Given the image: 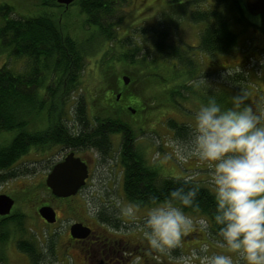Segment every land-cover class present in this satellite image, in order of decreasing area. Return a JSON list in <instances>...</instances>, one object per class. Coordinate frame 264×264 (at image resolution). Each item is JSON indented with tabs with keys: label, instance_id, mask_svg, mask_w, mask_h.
<instances>
[{
	"label": "trees",
	"instance_id": "trees-1",
	"mask_svg": "<svg viewBox=\"0 0 264 264\" xmlns=\"http://www.w3.org/2000/svg\"><path fill=\"white\" fill-rule=\"evenodd\" d=\"M37 1L40 2V10L29 16L20 12L15 4L0 3V136L11 134L9 141H0V179L6 178L4 171L13 168L26 154L33 150H45L58 142L91 146L105 158L112 150L111 137L120 135L126 198L141 207L163 201L171 189L183 183V177L161 176L159 166L150 162L144 148L136 143L140 137L138 132L141 135L144 133L143 127L138 125L137 131L136 125L122 115L125 112L132 113V116L149 112L151 108L163 104L164 100H170L175 108L185 111L186 104L183 102L189 96L193 103L199 104L200 96L207 100L215 96L219 103L222 99L228 102L235 92L210 89L208 93L199 94L196 91L200 62L195 59L194 53L191 54V50L211 56L232 54L241 42L240 33L235 28L255 25L250 19L251 15L241 0H214L213 8H201L199 2L204 0H169L191 22L202 24L198 48L193 45L189 49L188 45L184 48L182 43H170V29L160 28V23L158 28L154 27L151 37L145 38L147 27L140 30V36L146 39L145 47H153L152 53L157 55L150 58L151 52L140 54L139 47L135 46L142 42L134 41V44L131 37L121 36L125 17L123 7L130 0H75L71 4L84 16L83 33L80 34L73 33L67 23L70 15L67 9L71 4L66 6L57 0ZM58 9L67 18L63 24L56 13ZM260 17L264 22V16ZM136 29L139 30V27ZM25 57L28 60L25 70L13 65ZM90 57L95 59L99 70L106 69L107 72L111 69L115 73L114 84L106 89L107 83L104 81L110 80V73L107 77L106 73L99 76L101 83L92 94V107H97V111L89 116L95 124L88 135L71 136L65 124V105L72 91L79 87L81 71ZM118 66L125 70L115 72ZM168 73L173 75L170 77ZM124 74L130 77L128 84L122 79ZM119 93L121 96L117 98ZM251 102L247 98L246 103L254 109ZM77 103V120L88 121L86 111L84 114L87 101L81 96ZM229 105L231 102L226 107ZM169 125L178 138L189 137L187 124L170 119ZM10 173L15 175L13 170ZM199 185L196 197L198 207L185 206V212L195 223H201V220L208 223L207 227L201 224L207 239L214 236L221 242L218 227L213 221L216 203L214 191L207 185ZM116 215L109 214V218L116 219ZM106 217L103 212L97 213L100 222L107 221ZM23 223L24 215L20 212L11 213L8 217L0 216V245L3 244L1 241L9 240L14 230L22 231ZM119 224L120 220L115 226ZM54 246L52 237H46L44 244L30 239L18 242V248L27 254L30 264H45L44 252L54 253ZM172 251L176 256L183 253L179 246ZM0 260L3 261L1 255ZM156 261L150 262L149 259L146 264H167Z\"/></svg>",
	"mask_w": 264,
	"mask_h": 264
},
{
	"label": "rangeland",
	"instance_id": "rangeland-1",
	"mask_svg": "<svg viewBox=\"0 0 264 264\" xmlns=\"http://www.w3.org/2000/svg\"><path fill=\"white\" fill-rule=\"evenodd\" d=\"M3 2L15 4L17 9L27 16L40 10V2L37 0H0V3ZM213 2L214 0H204L199 4L201 8H213ZM75 7L74 4H71L67 9L70 12L67 23L73 33L80 34L83 33L84 16H81ZM123 10L125 17L121 36L131 37L133 43L134 41L142 42L141 45H135L139 47L140 54L151 52L150 58L157 56L152 53L153 47L152 49L145 47L146 39L140 36L142 34L140 30L147 27L148 34H145V38L151 37L154 33L153 30L158 28L160 23V28L169 27L171 33L168 41L170 43H182L184 48H187L188 45L189 49H192L191 46L193 45L194 48H198L202 24L191 22L189 17L185 13L181 14V9L177 10L169 0H130L123 7ZM60 11L61 9H58L56 13L58 16L60 15L63 24L67 18L65 19ZM250 19L255 25L236 26L235 29L240 33L241 42L239 48L232 54L211 56L201 52L197 53L194 51L195 49L191 50V54L194 53L195 59L200 62V72L197 74L200 78L197 82L196 91L199 94L208 93L210 89H214L215 92L219 90H221L219 92L225 90L235 93L244 92L247 93V98L252 101L255 110H264V22L260 16H251ZM138 27L139 30L136 29ZM13 65L20 70H25L28 67L27 57L18 59ZM123 70H125L123 67L118 66L115 72L121 73ZM102 71L97 68L93 57L85 61V66L81 71V83L77 89L72 91L65 105L67 117L65 121L70 127L80 129L86 125L88 128H93L95 121L89 116L91 112L97 111V107L94 109L92 107V94L98 84L101 83L99 76L101 77L102 73H106L105 77L110 75V80L104 81L107 83L106 89H110L108 85L114 84L115 73L111 72V69L107 72L106 69H104L105 72ZM168 75H173V73H168ZM204 77L207 80L201 83ZM81 96L88 103L84 109V114L86 111V116L89 117L86 122H80L75 116L77 102ZM202 98L204 97L200 96V104L206 103L207 98ZM191 99L189 96V99L183 102L186 104L185 111L175 108L170 104V100H164L163 104L151 108L149 112L136 113V116L125 112L122 116L131 124L136 125L134 127L137 131H139L138 125L143 127L144 133L141 135L138 132L140 137L136 143L144 148L149 161L159 166L161 176L184 177L185 175H192L195 181L207 185L214 191L209 179V165L188 154V141L194 124V114L200 105L199 102L193 103ZM229 102L232 104L231 98L228 102L225 99L220 100L222 107H226ZM170 119L180 124H187L190 131L189 137L178 138L175 131L169 127ZM10 139L11 134L0 136L1 142H7ZM111 141L112 150L105 158L92 147L87 150L90 151L88 154L93 155L96 159L92 171V186L80 190L70 198L55 196L46 185V177L52 165L62 159L70 150H75L74 148L59 145L53 149H47L45 152L44 150H33L21 158L13 168L10 167L9 170L4 171L7 173L5 174L7 177L0 179V193L8 194L14 198L15 206L11 213H22L24 223L22 231L16 229L12 232L9 240L1 241L3 244L0 245V255L3 261L0 264H30L27 254L18 248L19 240L30 239L36 243L44 244L46 237L54 239L55 251L54 253L44 252L45 264H83L84 252L76 246L70 245L69 228L76 221H84L99 229L102 221L98 224L94 221L98 212H103L104 215L106 213L117 214L116 216L119 220L121 219V224L124 227V236L133 237L136 245L141 243L138 248L139 251L135 253V256L133 255L132 264H146L149 259L150 262L157 260L156 262L165 261L167 264H186L189 258L191 264H200V257L205 251L209 255L223 252L232 256L234 264H245V261L236 253H228L226 249L221 248L220 242L214 236L207 239L201 224L204 223L207 227L208 223L203 220L201 223L194 221L193 227L186 233L188 236L184 234L181 243L178 245L179 249L183 251L179 256L173 254V248L165 252L150 250L143 236L141 219L132 220L120 212L118 202L120 205L129 202L123 189L124 171L120 157L122 138L120 135H113ZM82 152L84 153V150ZM182 154L183 159H181ZM12 170L15 171V175H10ZM43 205L54 207L59 216L56 223H48L40 216L38 210ZM150 207L140 206V217ZM204 241L206 242L204 243ZM194 253L195 255H193Z\"/></svg>",
	"mask_w": 264,
	"mask_h": 264
},
{
	"label": "clouds",
	"instance_id": "clouds-1",
	"mask_svg": "<svg viewBox=\"0 0 264 264\" xmlns=\"http://www.w3.org/2000/svg\"><path fill=\"white\" fill-rule=\"evenodd\" d=\"M206 80L204 77L201 83ZM231 99L230 107H222L215 96L199 105L188 154L209 165L216 202L213 221L221 237L220 247L236 253L245 264H264V110H254L247 104V93L238 92ZM199 190L194 177L185 175L180 186L171 189L142 217L135 202H118V206L122 215L141 219L150 250L165 252L178 246L193 227L185 206L198 207ZM186 264H191L190 258ZM200 264L234 261L229 254L209 255L205 251Z\"/></svg>",
	"mask_w": 264,
	"mask_h": 264
},
{
	"label": "flooded vegetation",
	"instance_id": "flooded-vegetation-1",
	"mask_svg": "<svg viewBox=\"0 0 264 264\" xmlns=\"http://www.w3.org/2000/svg\"><path fill=\"white\" fill-rule=\"evenodd\" d=\"M65 124L67 125L66 122ZM66 128H67V131L71 133V136H83L84 134L88 135V133L92 130V128H88L86 125H83L80 129L72 128L69 125H67ZM171 129L173 130V128ZM71 136H69V138ZM59 145H62L65 147H71V148H74L75 150H70L65 156H63L62 159H59L58 161H56L52 165L49 173L51 172V170L57 163L65 160V158L70 153L73 152L76 157H79L88 166V177L85 179V182L80 187L79 191L85 190L91 187L92 186V183H91L92 171L96 163V159L94 158V156L89 155L88 153L90 151H87L91 146L75 145V144H72L71 142L70 143L58 142L46 148L44 152L47 149H53L54 147H57ZM82 150H84V153L82 152ZM123 177H124V174H123ZM8 216L10 215L1 216V217H8ZM104 217L108 219L107 221L101 223L99 229L93 227L92 225L84 221H76V222H82L83 224L88 225L91 228V232L86 238H73L69 231L68 238L70 239V242H71L70 245L76 246V248H79L80 251L84 252L83 264H132L135 253L139 251L138 248L141 246V243L136 245V242L134 241L135 239L133 237L124 236L125 232L123 230L124 227L122 226L121 221L118 227L115 226L116 223H119L118 218L116 219L109 218V214L107 213L106 215H104ZM58 218L59 216L57 214L56 222L58 221ZM95 219L96 220L94 221L98 224L100 221L98 220L97 217Z\"/></svg>",
	"mask_w": 264,
	"mask_h": 264
},
{
	"label": "water",
	"instance_id": "water-1",
	"mask_svg": "<svg viewBox=\"0 0 264 264\" xmlns=\"http://www.w3.org/2000/svg\"><path fill=\"white\" fill-rule=\"evenodd\" d=\"M58 3L69 6L75 0H57ZM245 10L251 16H264V0H241ZM125 84H128L130 77L127 74L122 76ZM119 93L117 98H120ZM132 112L135 109L130 107ZM88 177V166L74 153H70L65 160L57 163L48 174L46 184L51 192L59 198H68L76 195L80 187ZM15 204V200L8 194L0 193V215H10ZM38 213L48 223H54L57 220V213L51 205H43ZM70 234L73 238H86L91 228L82 222H75L70 226Z\"/></svg>",
	"mask_w": 264,
	"mask_h": 264
}]
</instances>
